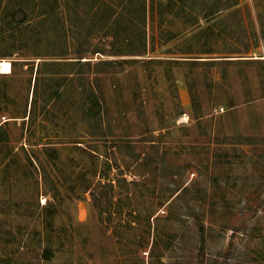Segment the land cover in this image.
<instances>
[{"label": "rangeland", "instance_id": "1", "mask_svg": "<svg viewBox=\"0 0 264 264\" xmlns=\"http://www.w3.org/2000/svg\"><path fill=\"white\" fill-rule=\"evenodd\" d=\"M0 264H264V0H0Z\"/></svg>", "mask_w": 264, "mask_h": 264}, {"label": "built area", "instance_id": "2", "mask_svg": "<svg viewBox=\"0 0 264 264\" xmlns=\"http://www.w3.org/2000/svg\"><path fill=\"white\" fill-rule=\"evenodd\" d=\"M0 73L1 74L11 73V63H7V61L0 60Z\"/></svg>", "mask_w": 264, "mask_h": 264}, {"label": "bare ground", "instance_id": "3", "mask_svg": "<svg viewBox=\"0 0 264 264\" xmlns=\"http://www.w3.org/2000/svg\"><path fill=\"white\" fill-rule=\"evenodd\" d=\"M7 63H9V62H7Z\"/></svg>", "mask_w": 264, "mask_h": 264}]
</instances>
